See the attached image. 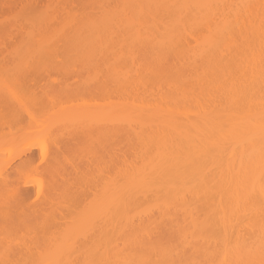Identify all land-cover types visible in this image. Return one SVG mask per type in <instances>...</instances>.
Listing matches in <instances>:
<instances>
[{"label":"bare ground","instance_id":"obj_1","mask_svg":"<svg viewBox=\"0 0 264 264\" xmlns=\"http://www.w3.org/2000/svg\"><path fill=\"white\" fill-rule=\"evenodd\" d=\"M40 68L79 73L81 89L73 88L82 98H66L70 79L49 89L59 101L70 99L52 102L54 110L52 93L43 91L45 99L23 90L20 75L33 80ZM1 81L6 116L23 119L17 113L28 114L37 99L45 110L35 104L41 112L29 111L53 119L47 127L40 114L18 121L40 128L31 122L41 118L49 130L25 134L38 138L41 160L48 158L44 167L36 162L38 170L37 148L22 152L20 162H31L42 178L33 179L43 185L27 212L36 226L27 230L28 220L24 231L13 218L17 231L3 223L0 264H264V0H0ZM11 129L1 130L9 136L2 140L22 143ZM67 140L81 141L76 148L86 159L69 154ZM80 162L90 171L82 178L89 199L78 197V210L77 201L60 209L62 193L85 188L62 173L77 163L82 172ZM4 169L2 184L12 177ZM18 185L3 206L33 194Z\"/></svg>","mask_w":264,"mask_h":264},{"label":"rangeland","instance_id":"obj_2","mask_svg":"<svg viewBox=\"0 0 264 264\" xmlns=\"http://www.w3.org/2000/svg\"><path fill=\"white\" fill-rule=\"evenodd\" d=\"M68 68H69V67H68ZM40 69H41V68H40ZM40 69H39V71L33 69L34 71H31V73H30V74H32V72H34V73L32 74V77H34V75H35L36 81H37V80H38V81L40 80L39 82L37 81L38 83L35 82V80H34L35 78H33V80H29V78H27V76H30V75H27V76L20 75V77L22 78L21 80H23V81H21V82L25 83L26 85H25V87H22L23 83H22V84L19 83V84H17V85H19L18 88H21V87H22L23 90H24V88H26V90L28 89L29 91L32 90V91H34V92H39L38 94L42 96V94H44L43 91L47 90V91L49 92V89H51L53 86H54L53 88H57V87H59V86H60V83H62V82L65 81L66 79H68V85H69L70 83L73 84V85H69V88H71V87H72V88H73V87L78 88V87L81 86V85H80V86H76V85H78L79 83L81 84V80L79 81V79H77L78 76L74 78V76H76V75L79 74V73L74 74V76H73V75H72L73 72H72V73H71L72 76L70 75V76L66 77V74H64V73H65V68H63V71L59 70V72H62V74L59 73V72L56 73L55 68L52 69V71L54 70L55 72L50 71V68H49V69H47V70H48L47 73H45V69H46V68H45V69H41V70H40ZM60 69H61V68H60ZM66 69H67V68H66ZM70 69H71V68H70ZM30 70H31V69H30ZM40 71H42V72H40ZM43 71H44V72H43ZM57 71H58V68H57ZM67 71H68V70H67ZM71 71H73V70L71 69ZM71 71H70V72H71ZM74 71H75V70H74ZM37 72L40 73V74H35V73H37ZM48 72L50 73V74L48 75V76H50V77L47 76ZM68 72H69V71H68ZM44 73H45V74H44ZM58 73H59V74H58ZM74 73H75V72H74ZM28 74H29V73H28ZM69 74H70V73H69ZM43 75H44L45 78L43 77ZM51 75H52V76H51ZM67 75H68V74H67ZM81 75H82V74H81ZM46 76H47L48 78H47ZM79 76H80V75H79ZM32 77H31L30 79H32ZM37 77H38V79H37ZM82 77H83V76H82ZM82 77H81V78H82ZM71 78H72V79H75V80L71 82ZM78 78H80V77H78ZM50 79H51V80H50ZM69 79H70V83H69ZM82 79H83V78H82ZM17 80L19 81V79H17ZM76 80L78 81V83H77ZM15 81H16V79H14L12 82H15ZM19 82H20V81H19ZM33 82H34V83H33ZM65 82L67 83V80H66ZM65 82H64V83H65ZM74 82H76L77 84H74ZM8 83H9V82H8ZM17 83H18V82H17ZM0 84H3V82L1 81ZM15 84H16V83H15ZM35 84H36V85H35ZM39 84H40V85H39ZM58 84H59V85H58ZM3 85L6 86L7 84L5 83V84H3ZM17 85H16V86H17ZM20 85H21V86H20ZM56 85H57V86H56ZM63 85H64V84H63ZM63 85H62V86H63ZM68 85H67V87H68ZM0 86H1V85H0ZM7 86H8V85H7ZM7 86H6V87H7ZM23 86H24V85H23ZM28 86H29L30 88H29ZM62 86H61V87H62ZM65 86H66V85H65ZM10 87H13V85H12V86L10 85L8 88H10ZM14 87H15V86H14ZM61 87H60V89H61ZM0 88H2V87H0ZM15 88H16V87H15ZM22 88H21V89H22ZM53 88H52V90L55 91V89H53ZM72 88H71V89H72ZM75 88H73V89L71 90L72 93H70V94L67 93L68 96L66 95V98L71 97V96H69V95H71V94H73V95H72V98H79V95H78V94H80V97L82 96V93H83V92L80 91V90H79L80 92H77V90H76V92H77V93H76L75 90H74ZM16 89H17V88H16ZM21 89H20L19 91H21V93H23V92H22L23 90H21ZM65 89H66V88H65ZM78 89H79V88H78ZM80 89H81V87H80ZM11 90H13V88H12ZM52 90H50V91H52ZM56 90H57V89H56ZM62 90H63V89H62ZM62 90H61V92H62ZM67 90H68V88L66 89V91H67ZM32 91H31V94H33V95L36 94V93H34V92H32ZM57 91H58V90H57ZM59 91H60V90H59ZM66 91H65V94H66ZM68 91H70V90H68ZM68 91H67V92H68ZM73 91H74V92H73ZM24 92H26V91H24ZM40 92H43V93L40 94ZM48 92H46V93H48ZM55 92H56V91H55ZM61 92H60V93H61ZM26 93H27V92H26ZM49 93H50V92H49ZM51 93L53 94V92H51ZM51 93H50V94H51ZM60 93H59V94H60ZM62 93H63V92H62ZM62 93H61V94H62ZM23 94H24V93H23ZM28 94H29V93H28ZM57 94H58V93H57ZM61 94H60V95H61ZM76 94H77V95H76ZM47 95H48V94H47ZM31 96H32V95H31ZM36 96H37V95H36ZM36 96L32 97L33 100L36 99V98H38V97H36ZM49 96H50V95H49ZM52 96L55 97V99H56V96H55L54 94H53ZM57 96H58V95H57ZM23 97H25V96H23ZM29 97H30V96H29ZM42 97L45 98V97H46L45 94H44V96H42ZM47 97H48V96H47ZM32 98H31V99H32ZM40 98H41V97H40ZM63 98H65V97H63V95H61V97H60V101H59V100H57V99L55 100V99H52V98L48 97L49 102H50V103H48V104H51L52 102L55 103V101H58V102H56L55 104H58V103H59V104L61 105L62 102H64V103H67L66 105H68L69 102H70V101H69L70 99H67V100H66V98H65V99L63 100ZM81 98H82V97H81ZM29 99H30V98H29ZM45 99H46V98H45ZM45 99H44V101H42V102H45V101H46ZM48 99H47V100H48ZM58 99H59V98H58ZM61 99H62V100H61ZM20 100H21V98H20ZM23 100H24V98H23ZM23 100H21V101H23ZM26 100H27V99H26ZM40 100H41V99H40ZM50 100H51V101H50ZM27 101H29V100H27ZM27 101H25V103H27ZM34 101H35L36 103L30 102V104H33V105H32V106H33V110L31 109L32 111H34V109L36 110V109H39V108L41 107L40 104H38V103H40V101H37V99L34 100ZM66 101H68V102H66ZM79 101H81V100H77L76 102H79ZM15 102H16V101H15ZM17 102H19V101H17ZM37 102H38V103H37ZM46 102H47V101H46ZM46 102H45V103H46ZM60 102H61V103H60ZM73 102H74V101H73ZM0 103H2V102L0 101ZM8 103H9V102H8ZM8 103H7V104H8ZM22 103H23V102H22ZM54 103H52V105H53ZM64 103H63V106H64ZM12 104H14V103H12ZM19 104H20V103H19ZM23 104H24V103H23ZM23 104H22V105H23ZM35 104H38L37 107H39V106H40V107H39V108H35V107H36V106H34ZM42 104H43V103H42ZM42 104H41V105H42ZM46 104H47V103H46ZM48 104H47V106H49ZM55 104H54V106H53V108H52L53 110H54V107H56ZM59 104H58V105H59ZM4 105H5V104H4V102H3L2 105H1L2 108H3V107L7 108V105H6V106H4ZM15 105H16V104H15ZM26 105H29V103H27ZM26 105L24 104V106H26ZM43 105H44V104H43ZM19 106H20V105H19ZM19 106H18V107H19ZM8 107H10V106L8 105ZM20 107H21V106H20ZM45 107H46V106H43V108L41 107L40 109H41V110H42V109L45 110ZM49 107H50V106H49ZM58 107H59V106H57V108H58ZM66 107H67V106H66ZM2 108L0 107L1 110H3ZM11 108H14V107H11ZM11 108H10V109H11ZM16 108H17V106H16ZM31 108H32V107H31ZM59 108H63V107L60 106ZM40 109H39V112H41ZM47 109H49V108H47ZM47 109H46V110H47ZM1 110H0V111H1ZM7 110H8V109H7ZM7 110L4 109V110L0 113V115L3 116V115H5V114H7V112L9 111V110H8V111H7ZM25 110H28V109L25 107ZM29 110H30V109H29ZM29 110L26 111V112H28V114H24L25 116L27 115V116L29 117V118L27 117L28 119H30V118L32 119V117L35 119L36 114H37L38 116H39V114H40V117L42 116V117H45V118H46V117H49V118H50L49 114H46V113L43 114V111H42V113H39V114H38V112H33V114H34V115H33V114L30 112L31 110H30V111H29ZM50 110H51V109H50ZM55 110H58V109L55 108ZM11 111H12V110H11ZM58 111H59V110H58ZM9 112H10V111H9ZM12 112H13V111H12ZM18 112H20V109H19ZM22 112L24 113V111H22ZM44 112H45V111H44ZM46 112H47V111H46ZM48 112H49V111H48ZM48 112H47V113H48ZM50 112H54V111H50ZM10 113H11V112H10ZM57 113H58V112H57ZM17 114L19 115L20 118H21V117H24V118H25L24 115L22 116V115L19 114V113H17ZM52 114H53V113H52ZM9 115H10V114H9ZM20 115H21V116H20ZM1 116H0V120H1L0 123H1L2 121L5 122V124H7V126L9 127V129H11L10 126L12 127L11 131L14 130V131L16 132V135H14V134H15L14 132H11V133H13L12 135H10V136H12L11 138H14V139H15V138H19L20 141H22L21 139H23L24 141H23L22 143L19 142L18 144H17L16 142H14V141H11L10 143H9L8 141H7V142L3 141V140H5V139L7 140V137L9 138L8 135H5V134L9 133V131H8L9 129H7L8 127L5 126L4 123H3L4 126H3V125H2V126L5 127V128L2 127V129H3V130L5 129V130L8 131V132H7V133H2L3 136L0 134V137H1V138H0V151H1V153H3V154L5 153L4 155H7V156H0V160L2 161V160H4L3 158L6 159V157H7V159H8L7 161H8V163H5V165H4L3 162H7V161H5V160H4L3 162L0 161V164H1V170H0V172H2V171H3V168H5V169H4V172H5L6 174H8V175H9L10 173H12V174H10V175H12V177L10 178V175H9V178H10V179H9V181H7V183H5V184L0 183V187L2 186L1 189H3V190L6 189V191H5L6 193L0 189V191H2V194L0 193V196H1V197H0V198H1L0 201L2 200L3 202H6L5 199H7V196H4V195L12 194L11 192H12L14 189H16L15 186L18 185V183H19V184H20V183L22 184V185L20 184V186H22V187H20V186L18 185L21 189H23L24 187H25V188H28V187H29L30 189H29V188H28V189H29L30 191H32L31 193H33V194H31L30 197H28V198H24V200L20 198V197H21L20 195H17V196H19V197H17V198H19L20 203H19L17 200H15V201L18 202V204L12 205L14 208L11 207V206H9L8 203H7L6 206H5V205L3 206V205L1 204V202H0V206H1V208H0V210H1V211H0V222H1V223H0V230H1V228L3 229V230H1L2 232H0V233H2V234L4 235V234H6L5 232H3V231H5V230H4V227H3V225L5 224V222H6V224H8V225L5 224V225L8 226V227H14V226H15L14 224L17 225V223L19 224L20 222L23 224V222H24L23 225L20 223L21 227L24 226V227H23L24 229H25L26 222H28V220L31 221V222L29 221V223H31V225L35 223V220H33L32 218H29V217H32V215H31L32 213H31V212H33V211H32V210H33V204H35L36 202H38V200H37L35 203L33 202V201H35V196H37V194H36V192H37V190H38L37 187H38V186L40 187V186L43 185V184H41V183H42V182H41L42 178H41V177H38L39 174L37 173V169H31V167L33 166V167L35 168L34 165H37V166H38V164L40 163V161H42V163H43V161H44L45 159H47L48 156L46 157V156L44 155L46 158H45L44 160H41L42 155H43L44 153H43V150H42L40 147H37V145H38V144H41V142H40L39 140H37L38 138H35V139H36L37 141H39L40 143H38L37 141H35V142H37V144L34 143L36 146H35V145H31V144H33L32 141L35 140V139L33 138L32 140H30V139H29V136H27V134H25V132H27V133H28V132H31V133H32L33 131H35V130L37 131V130H38V131L41 133L42 129L45 128V129L47 130L48 128H46V127H47V125L51 122V120L53 119V117H52V119H48V120L50 121V122H48V123L46 122V120H45L44 118L41 117L42 120L45 122V126H46V127L43 125L44 122H43V121L41 120V118H39V117H38V118H39L40 120H35V121H33V122H31V121H32V120H31L30 122H31L32 124L35 122L36 125H39V126L42 125V126H41L40 128H39V127H35V128H30V129H29V128H25V126H23V125H24L23 123H20V124H19V122H20L21 120H23L24 118H23V119L21 118V120H18V121H19V122H18L16 119L14 120V117H12V115H11V117H9L8 115H7V116L5 115V116H3V117H1ZM13 116H15L14 113H13ZM83 116H84V114H83ZM83 116L81 115L80 117H83ZM19 117H18V118H19ZM16 118H17V117H16ZM18 118H17V119H18ZM83 118H84V117H83ZM25 119H26V118H25ZM55 120H56V119H55ZM55 120H53L54 123H55ZM73 120H74V119H73ZM73 120H72V121H73ZM26 122H28V120H26ZM30 122H29L28 124H26V125H27V126H28V125L30 126V124H31ZM51 123H52V122H51ZM54 123H53V124H54ZM0 125H1V124H0ZM49 125H50V124H49ZM29 126H28V127H29ZM33 126H34V124H33ZM53 126H54V125H53ZM48 127H49V126H48ZM0 129H1V128H0ZM2 129H1V130H2ZM52 129H53V127H52ZM52 129H51V130H52ZM1 130H0V133H1ZM48 130H49V129H48ZM6 131H5V132H6ZM50 133H51V132H50ZM35 134H37V133H35ZM38 134H39V133H38ZM38 134H37V135H38ZM77 134H78V133H77ZM17 135H18V137H17ZM28 135H29V134H28ZM30 135H31V134H30ZM4 136H7V137H4ZM14 136H15V137H14ZM33 136H34V135H33ZM33 136H32V137H33ZM42 136H43V135H42ZM78 136H79V134H78ZM34 137H35V136H34ZM39 137H41V134H40ZM20 138H21V139H20ZM30 138H31V137H30ZM74 138H75V137H74ZM74 138L71 139V140L74 141V140H75ZM77 138H79V137H77ZM2 139H3V140H2ZM39 139L41 140V138H39ZM64 139H65V138H64ZM66 139H67V138H66ZM79 139H81V141L84 140L83 138H79ZM8 140H10V139H8ZM17 140H18V139H17ZM19 140H18V141H19ZM71 140H70V141H71ZM85 140L87 141L88 139H85ZM15 141H16V140H15ZM42 141L45 142L46 140H42ZM47 141H48V140H47ZM49 141H50V139H49ZM49 141H48V142H49ZM64 141H65V140H64ZM70 141L67 140V142H63V143H64V144H65V143H68V145H65L66 148H67V146H68L69 148H70V146H72V147L70 148L71 150H69V149H68V150H69V154L72 152L73 155H75V154H74V150H75L76 154H78L79 156H81V152H80V151L82 150L81 148L84 146V144H85V146H86V144H89V146L91 145V144L89 143V142H90L89 140H88L89 142H88V141H87V142H86V141L82 142L83 145H82L81 141L78 140V141H79L78 143H80V145H82V147H81L79 144H77L76 142H74V143H73L74 145H72V144L70 143ZM75 141H76V140H75ZM24 142H25V143H24ZM46 143H47V142H45V146H46ZM50 143H51V141H50ZM9 144H10V145H9ZM24 144L26 145V147L23 146V148L25 147L26 150H27L28 147L31 146V148H30L31 150L34 151V150L37 148L36 151L38 152V154L36 153V151L34 152L35 155H34V158H33V160H32V161L35 162L34 165H33V164L31 165V162H30V164L27 163L28 165L25 163L28 167H27L25 164H23L24 162H23V163L20 162L21 159H23V157H24V155H25V154H22V152H23V153H27V154H29L30 151H31V150H30V151L27 150L28 152H27V151H26V152L22 151V150H25V149H23V148L21 147V145H24ZM42 144H43V143H42ZM47 144H48V143H47ZM51 144H52V143H51ZM51 144H48V145L51 146ZM43 145H44V144H43ZM69 145H70V146H69ZM77 145L81 147V148H80L81 150L78 149L79 147L76 148ZM19 146L22 148V150H21V154H20V155H19L20 152L18 153V150L20 151V149H18V148H20ZM38 146H40V145H38ZM85 146H84V147H85ZM32 147H33V148H32ZM84 147H83V148H84ZM38 148H39V149H38ZM51 148H52V146H51ZM66 148H65V149H66ZM85 148H86V149L88 148V151H90V149H89L88 146H86ZM46 149H47V148H46ZM76 149H78L79 151H77ZM91 149H92V148H91ZM12 150H14V151H12ZM39 150H40V151H39ZM41 150H42V151H41ZM50 150H51V149H50ZM72 150H73V151H72ZM93 150H95V149L93 148ZM3 151H4V152H3ZM33 151H31V152H33ZM48 151H49V150H46L47 154L49 153ZM66 151H67V150H66ZM84 151H86V150L84 149ZM84 151H83V152H84ZM6 152H7V153H6ZM14 152H15V154H14ZM40 152H42V153H40ZM77 152H78V153H77ZM79 152H80V154H79ZM34 153H33V154H34ZM64 153H65V152H64ZM92 153H94V152H90V155H91ZM39 154H40V155H39ZM45 154H46V153H45ZM47 154H46V155H47ZM66 154H68V152H66L65 155H66ZM82 154H83V156H81V159H83V157H85L84 154H86V157H87V154H89V153L86 151V152H84V153H82ZM0 155H2V154H0ZM38 155H39V156H38ZM73 155H72V156H73ZM78 155H75V156L78 157ZM92 155L94 156V154H92ZM20 156H21V157H20ZM70 156H71V155H70ZM2 157H3V158H2ZM8 157H10V158H8ZM37 157H38V158H37ZM65 157H66V156H65ZM86 157H85L84 159H86ZM20 158H21V159H20ZM36 158H37L39 161L36 160ZM62 158H63V157H62ZM69 158H70V157H69ZM75 158H76V157H74L73 160H72L73 163H74V159H75ZM78 158H79V157H78ZM42 159H43V158H42ZM64 159H65V158H64ZM70 159H71V158H70ZM70 159H69V160H70ZM79 159H80V158H79ZM81 159H80V160H81ZM88 159L91 160V157L88 156ZM88 159H87V160H88ZM35 160H36V161H35ZM92 160H93V162H94V158H93V157H92ZM64 161H65V160H64ZM67 161H68V160H67ZM75 161H76V160H75ZM85 161H86V160H85ZM85 161L82 160L81 162H84V164H85L86 162H88V163L90 162V161H86V162H85ZM36 162H37L38 164H37ZM44 162H45V161H44ZM65 162H66V161H65ZM70 162H71V160H70ZM77 162H78V159H77ZM81 162H80V163H81ZM91 162H92V161H91ZM91 162H90V164L86 163L87 166L91 165V167H92V166H93V164H92L93 162H92V163H91ZM32 163H33V162H32ZM42 163H41V164H42ZM68 163H69V161H68ZM68 163H67V164H68ZM71 163H72V162H71ZM41 164H39V166H40ZM69 164H70V163H69ZM82 164H83V163H81V165L79 166V167H82V168H83V170L80 168L82 172L77 171V169H78L77 167H78L79 163L76 164L77 167L75 168V170L77 171V174H76L74 168L70 167V166H72V164L69 166V168H71L69 171H68L69 168L66 166V164L64 165V169H65V170H62V173L65 175V177H69L70 172H72V173H71L72 177L70 176L69 178H67V180H68V179L70 180V181H69L70 183H71L72 181H76V182H74L75 185L77 184V185L79 186V184L81 185V184L84 182V180H85V179H82V178H87V177H88V176L86 175V169H87V166H85L86 164H85V165L83 164V166H82ZM2 165H3V166H2ZM44 165H45V164H44ZM44 165L42 164L43 167H44ZM74 165H75V163H74ZM39 166H38V167H39ZM17 167H18V169L22 168V169L19 170L20 172H19L18 170L16 171V168H17ZM38 167H36V168H38ZM43 167H42V168H43ZM73 167H75V166H73ZM85 167H86V168H85ZM67 168H68V169H67ZM84 168H85V169H84ZM88 168H89V167H88ZM92 168H93V167H92ZM92 168H91V169H92ZM6 169H8L9 172H8ZM40 169H41V168L39 167L38 170H40ZM66 169H67V170H66ZM80 169H79V170H80ZM5 170H6V171H5ZM41 170H42V169H41ZM84 170H85V172H83ZM67 171H68V172H67ZM93 171H94V170H93ZM41 172L43 173V172H44V169H43V171H41ZM73 172H74V176H73ZM87 172H90V171L87 169ZM79 173H81V174H79ZM82 173H83V174H82ZM93 173H94V172H93ZM6 174H5V175H6ZM91 174H92V171H91V173H90V176H91ZM94 174H95V173H94ZM43 175H44V174H43ZM76 175H77V176L80 175L79 177H81V178L77 177ZM92 175H93V174H92ZM41 176H42V175H41ZM82 176H83V177H82ZM93 176H94V175H93ZM91 177H92V176H91ZM34 178L37 180L36 182H38V180H39V182H41V183H40L41 185H40V184H39V185H36V186H35V185H32V184L35 183V182H34L35 180H33ZM40 178H41V179H40ZM31 179H32V180H31ZM75 179H77L78 181L75 180ZM79 179H81V180H83V181H81V180H79ZM88 179H89V178H88ZM26 180H28V181H26ZM30 180H31V181H30ZM71 180H72V181H71ZM86 180H87V179H86ZM89 180H90V179H89ZM23 181H24V182H23ZM25 181L28 182V183L30 182L29 185H28V183H27L26 185L23 184V183H26ZM32 181H33V183H32ZM79 181H80V182H79ZM10 182H11V183H10ZM39 182H38V183H39ZM91 182H92V181H91ZM9 183H10V184H9ZM38 183H37V184H38ZM74 183L72 182L73 185H74ZM85 183L87 184V181H85V182L81 185L83 188L85 187L84 189H82V188L79 186L80 189H81V190H80L78 186H75V185H74L76 188L78 187V189H75V188L70 189V188H69V189L66 191L67 194H65L66 192H65V193H62V194H64V196L61 195V196H59V197H60V199L63 198V200H64V204L67 205V206L65 207V206L63 205V200H60V199L58 198V200H57V201H58V204H57L58 207H59L60 209H68L69 207H71L72 205H74L75 202H76L78 199L81 200L83 197H85V199H87L88 196H89L88 192L91 191V190H90L91 186H90V184H89V182H88V185H89V186L86 187L87 185H86ZM6 184H7V185H6ZM72 184H71V186H72ZM4 185H5V186H4ZM23 185H25V186H23ZM83 185H84V186H83ZM85 185H86V186H85ZM8 186H9V187H8ZM31 186H32V187H31ZM74 186H72V187H74ZM4 187H5V188H4ZM39 187H38V188H39ZM68 187H69V186H68ZM9 188H10V189H9ZM20 188H19V189H20ZM33 188L35 189V191H34ZM66 188H67V187H66ZM86 188H87V189H86ZM7 189H8V190H7ZM32 189H33V190H32ZM74 189H75V191H76V190H77V191L74 192ZM88 189H89L90 191H87ZM92 189H93V188H92ZM15 191H16V190H15ZM69 191H70V193H69ZM16 193H17V192H16ZM80 193H81V194H80ZM84 193H86V194H84ZM13 194H14V193H13ZM13 194H12L11 196H13ZM74 194H79V195H75V196H77V197H75ZM87 194H88V195H87ZM81 195H82V196L84 195V196H83V197H80ZM85 195H86V196H85ZM90 195H91V194H90ZM66 196H67L68 198H67ZM73 196H74V197H73ZM2 197H3V198H2ZM13 197H14V196H13ZM13 197H8V199H9V198H13ZM65 197H66L67 199H65ZM70 197H71V200H70ZM78 197H79V198H78ZM86 197H87V198H86ZM90 197H91V196H90ZM17 198H16V199H17ZM32 198H33V200H32ZM77 198H78V199H77ZM20 199H21V200H20ZM25 199H27V200L30 199V200H29V201H27V200L25 201ZM75 199H76V200H75ZM85 199H84V200H81V202H82V201H83V202L86 201ZM88 199H89V198H88ZM88 199H87V200H88ZM90 199H91V198H90ZM10 200L13 201V204L15 203L14 199H10ZM10 200H9V202H10ZM72 200H73V201H72ZM66 201H67V203H66ZM70 201H71V203H69ZM74 201H75V202H74ZM3 202H2V203H3ZM32 202H33V204H32ZM61 202H62V203H61ZM73 202H74V204H73ZM77 202H78V204L76 205V208H75V206H74V208H75L76 210H78L77 206L79 205V203H81V202H79V201H77ZM77 202H76V203H77ZM83 202H82V204H83ZM87 202H88V201H87ZM84 203H85V202H84ZM3 204H5V203H3ZM9 204H10V203H9ZM61 204H62L63 206H62ZM82 204H80L79 206H82ZM19 205H20V206H19ZM57 205H56V206H57ZM7 206H9V207H7ZM68 206H69V207H68ZM83 206H84V205H83ZM83 206H82V207H83ZM18 207H19V208H18ZM82 207H81V210H82ZM6 208H8V209H7L8 211H6ZM4 209H5V210H4ZM9 209H11V211H10ZM12 209H13V210H12ZM69 209H73V208H69ZM28 210H29V211H28ZM79 210H80V207H79ZM24 212H25V213H24ZM27 212H29V213H31V214H29V213H27ZM13 214H14V215H13ZM25 214H27V215H25ZM4 215H6V217H4ZM12 215H13V216H12ZM16 215H17V216H16ZM24 215H25V217H24ZM29 215H31V216H29ZM15 216H16V217H15ZM26 216H28V217H26ZM8 217H10V219H9ZM18 217H19L20 219H18ZM22 217H23V219H22ZM11 218H12V219H11ZM13 218H14V219L16 218V220H17V221H20V222H16ZM26 218H27V219H26ZM2 220H4V221H2ZM8 221H9V222H8ZM10 221H11V224L14 225V226H12L11 224H9ZM14 221H15L16 223H15ZM62 221H63V220H62ZM3 223H4V224H3ZM29 223H28V224H29ZM28 224L26 225V226L28 227V228H26L27 230H28V229H31L30 227L33 228L34 226H36V224H35L34 226H33V225H32V226H31V225L28 226ZM6 226H5V227H6ZM6 228H7V227H6ZM23 228H22V229H23ZM10 229H11V228H10ZM15 229H17V231H18V228H17L16 226H15ZM24 229H23V230H24ZM26 229H25L24 231H26ZM20 231L22 232V230H20ZM6 232H8V231L6 230ZM9 232H10V231H9ZM12 232H13V230H12ZM12 232H11V233H12ZM14 232H15V230H14ZM11 233H9V234L7 233V234L10 235ZM16 233H18V232H16ZM19 233H20V232H19ZM23 233H26V232H23ZM2 234H1V235H2ZM14 235H15V234H14ZM23 235H24V234H23ZM12 236H13V235H12ZM15 236L17 237V235H15ZM2 237H3V236H2ZM20 237H22V236H20Z\"/></svg>","mask_w":264,"mask_h":264}]
</instances>
